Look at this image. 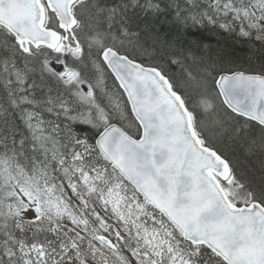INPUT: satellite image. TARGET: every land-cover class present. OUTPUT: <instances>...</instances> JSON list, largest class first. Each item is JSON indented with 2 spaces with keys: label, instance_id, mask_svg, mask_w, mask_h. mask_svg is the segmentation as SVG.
Here are the masks:
<instances>
[{
  "label": "snow or ice",
  "instance_id": "snow-or-ice-1",
  "mask_svg": "<svg viewBox=\"0 0 264 264\" xmlns=\"http://www.w3.org/2000/svg\"><path fill=\"white\" fill-rule=\"evenodd\" d=\"M0 264H264V0H0Z\"/></svg>",
  "mask_w": 264,
  "mask_h": 264
},
{
  "label": "trees",
  "instance_id": "trees-1",
  "mask_svg": "<svg viewBox=\"0 0 264 264\" xmlns=\"http://www.w3.org/2000/svg\"><path fill=\"white\" fill-rule=\"evenodd\" d=\"M229 47H231V45H229ZM246 51H247L246 49L239 48V46H238V52H239V54L234 56V58L237 60L238 64H240V65H242L244 67H248L246 61L244 60V53Z\"/></svg>",
  "mask_w": 264,
  "mask_h": 264
}]
</instances>
